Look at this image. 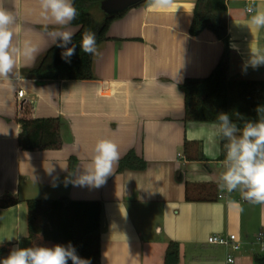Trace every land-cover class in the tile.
<instances>
[{
	"label": "crops",
	"instance_id": "1",
	"mask_svg": "<svg viewBox=\"0 0 264 264\" xmlns=\"http://www.w3.org/2000/svg\"><path fill=\"white\" fill-rule=\"evenodd\" d=\"M195 3L174 0L168 9L154 10L147 0L128 9L97 46L91 80L40 82L26 72L53 45L49 33L64 29L42 18L38 0H0V7L16 16L14 41L30 40L38 48L33 61H20L19 78L0 79V198L20 200L0 209L3 243L31 247L27 200L67 197L102 204L100 264H163L170 242L178 245V264H228L227 250L207 243L213 234H234L242 243L232 264H256L253 239L264 232V204L243 201L239 191L216 201L184 199L186 182L218 184L223 171L214 123L183 121L179 86L186 78L207 77L224 50L209 30L190 36ZM250 5L254 12L248 14ZM226 8L230 77L264 81V66L245 71L251 50L264 51V27L250 22L256 11L264 12V0H226ZM26 105L32 118L60 120V149H20L16 118ZM102 138L114 141L119 151L106 183L66 184L68 173L89 162ZM185 140L200 143L202 160L185 158ZM128 152L142 160V170L118 171Z\"/></svg>",
	"mask_w": 264,
	"mask_h": 264
},
{
	"label": "trees",
	"instance_id": "2",
	"mask_svg": "<svg viewBox=\"0 0 264 264\" xmlns=\"http://www.w3.org/2000/svg\"><path fill=\"white\" fill-rule=\"evenodd\" d=\"M104 1L106 0H74L79 16L70 24L78 28L73 37V43L77 45L76 54L71 57V62L66 63L61 58L63 49L53 44L37 65L26 72V76L40 82L91 80L93 56L81 52V34L85 29L96 32L98 46L108 39L106 33L111 22L124 14H103L100 4ZM226 9V0H196L189 27L190 36L195 37L203 30H209L223 44L224 50L219 62L207 77L186 78L179 86L183 96L184 122L214 123L217 114L225 112L242 126L235 113H239L246 120H256V108L264 106V81L234 79L229 75L230 51L224 18ZM93 10H98L101 19H95ZM16 122L20 126L17 142L22 151L58 150L62 147L58 118H32L29 115V106L26 105L23 107V115L16 118ZM219 142L221 158H224L225 141L219 138ZM183 152L187 160L203 159L198 141L185 140ZM143 168L142 160L132 152H128L118 163V171ZM217 194V184L186 182L184 185V199L187 202L216 201ZM18 203L19 199L2 197L0 209L14 207ZM26 205L31 247H52L56 244L67 245L70 242L80 257L90 259L91 264H100V202L72 201L67 197H59L54 200H27ZM10 250L11 243H0V259L7 257ZM253 260L256 264H264V255L257 253ZM68 264H71V261ZM163 264H178L176 243L168 244Z\"/></svg>",
	"mask_w": 264,
	"mask_h": 264
},
{
	"label": "clouds",
	"instance_id": "3",
	"mask_svg": "<svg viewBox=\"0 0 264 264\" xmlns=\"http://www.w3.org/2000/svg\"><path fill=\"white\" fill-rule=\"evenodd\" d=\"M173 3L174 0H148L149 8L154 10L168 9ZM38 5L45 21L64 29L51 31L49 35L53 44L63 49L61 58L70 63L77 48L73 43L75 33L67 28L79 16L74 0H38ZM247 12L253 13L254 9L248 7ZM15 22L14 13L0 7V79H11L14 74L19 78V69L24 66L20 61H33L38 52L37 46L30 40L14 41ZM250 22L264 27V12L256 11L251 15ZM45 27L47 28V25ZM79 48L86 55H99L96 32L85 29L81 34ZM249 66L253 69L264 66V51L252 49L245 71ZM256 112V120H246L239 113H235L242 126L234 121L229 113L217 114L213 134L225 141L223 171L220 173L217 187L220 193L231 194L239 191L241 198L249 203L264 204V106H258ZM118 160L117 144L107 138L98 139L89 162L84 166L74 167L65 178L66 184L99 188L113 173ZM0 243H3V240H0ZM69 261L71 264H91L90 259L77 254L70 242L67 245L56 244L52 247L16 246L10 250L7 257L0 259V264H68Z\"/></svg>",
	"mask_w": 264,
	"mask_h": 264
},
{
	"label": "built area",
	"instance_id": "4",
	"mask_svg": "<svg viewBox=\"0 0 264 264\" xmlns=\"http://www.w3.org/2000/svg\"><path fill=\"white\" fill-rule=\"evenodd\" d=\"M248 7H251V5ZM247 8H246V13H248ZM16 96L18 100H21L23 98V91L18 90L16 92ZM223 160L224 158L221 160V165H223ZM231 194L220 193L218 191L217 199L219 200L227 199L228 196ZM207 243L213 246L224 247L227 250L226 262L228 264H232L234 262V258H235L234 256L235 254L240 252L241 245H242V243L238 240V238L234 234H213L207 238ZM253 244L256 246L257 253L264 255V232H258L257 234H255L254 239H253Z\"/></svg>",
	"mask_w": 264,
	"mask_h": 264
},
{
	"label": "water",
	"instance_id": "5",
	"mask_svg": "<svg viewBox=\"0 0 264 264\" xmlns=\"http://www.w3.org/2000/svg\"><path fill=\"white\" fill-rule=\"evenodd\" d=\"M145 1L147 0H106L100 4V11L107 16H115Z\"/></svg>",
	"mask_w": 264,
	"mask_h": 264
},
{
	"label": "rangeland",
	"instance_id": "6",
	"mask_svg": "<svg viewBox=\"0 0 264 264\" xmlns=\"http://www.w3.org/2000/svg\"><path fill=\"white\" fill-rule=\"evenodd\" d=\"M95 17H96V19L99 17L98 16V10L95 11Z\"/></svg>",
	"mask_w": 264,
	"mask_h": 264
}]
</instances>
